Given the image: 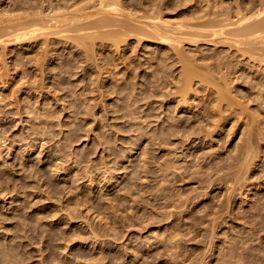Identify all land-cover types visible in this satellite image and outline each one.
<instances>
[{"label": "rangeland", "instance_id": "rangeland-1", "mask_svg": "<svg viewBox=\"0 0 264 264\" xmlns=\"http://www.w3.org/2000/svg\"><path fill=\"white\" fill-rule=\"evenodd\" d=\"M134 1L191 24L243 0ZM132 25L117 45L116 27L83 31L115 38L88 39L90 56L67 39L44 66V37L0 44V264H264V61Z\"/></svg>", "mask_w": 264, "mask_h": 264}, {"label": "bare ground", "instance_id": "bare-ground-1", "mask_svg": "<svg viewBox=\"0 0 264 264\" xmlns=\"http://www.w3.org/2000/svg\"><path fill=\"white\" fill-rule=\"evenodd\" d=\"M83 1L82 0H9V1L0 0V44L3 47V49L5 47L4 53H2V51H1V53L3 54L2 56H4V57L8 56V53L5 51L9 50L8 46L10 44H12V43L21 44L22 42L24 44V42L28 41V40H29V42L31 41L30 44H29V42L27 43L28 44L27 46H29V47H31V46L34 47V44H35V46H37L38 44L40 46H41V44L43 45V49L39 46V48H41L43 51L41 50V52H39L38 51L39 49L37 50V52H39V54L43 53L44 57L46 55V58L43 57L42 61L44 59H47L48 54L51 55V52H53V53L55 52V54H53V55H56L58 52L60 53V49L62 50V48H61L62 46L70 47V44L67 45L68 44L67 39L71 40V42L73 41V43H75V41H76L79 44V46H78V44L76 43V45H77L76 47L79 48L81 45V49H83L82 45H85V43L88 42L89 40H91V41L98 40L99 41L101 38H104V39H101V41H104L107 39L110 40L111 38H115V35L117 34L119 37L118 40L116 41V38L112 39V41L114 40L116 42V45H117L118 44L117 42L122 43V40H120L121 38L123 39V37H125L128 33L131 34L132 31L138 32L137 34L144 33V30H139V29L136 30V27H134L132 25L133 22H138L140 25L144 24V25H142V27H144L146 25L145 26L146 28L148 27V28H151L153 31H155L156 35L158 37L160 36L159 39H162V40L164 39L165 41L170 40L171 42L175 41V42H177L178 45H180L183 42H190V43L196 44V42L199 43V41H204V42H209V43L210 42L211 43H217L218 38L221 39L220 37H222L223 43H226L229 46V48H226L228 51H230V47H236L238 50L237 53H239V54H236V56H237L236 57L235 53L233 51L228 52L226 50V52L229 53L228 58L232 57L229 59V62L231 59L234 60V58H233L234 56H235V59H237L239 57L247 56V58L249 60V64L252 67H256L255 61H257V60L264 61V0H261L259 2V5H256V6H258L257 8L255 6V4H257V2L255 0H243L236 5L235 12L227 11V12L223 13L224 10L219 11V12H214V13H211L210 16L208 17V19L205 21L192 22L193 26L191 25L192 23L189 24L186 21L180 22V20H178L179 22H177V21L176 22H173V21L169 22V20L168 21L165 20L162 17L163 15H161V13L159 11L160 9H158V11L160 13L158 15L155 14V12L158 13L157 10H155V12H153V10L149 9V11L151 10L155 15L152 13L150 14V12L148 10L144 9L145 6H142L144 3L142 5H139V6L143 7L140 9H143L145 11V13H139L140 11L138 12V10H137L139 8V6L136 3L137 1L135 2L134 0H131V1L130 0L129 1H125V0H88L87 2H83ZM154 3L156 4V7H157L158 3H156V2H153L151 5H154ZM136 7H137V9H135ZM148 8L149 7H147V9ZM209 13H210L209 11L206 12V14H209ZM93 18H95V20ZM131 21H132V23H131ZM106 26H110L111 28L112 27L113 28L111 29V28L106 27ZM194 26L199 27L201 29V32H199V33L196 32V33H198L197 34L198 36L194 35L195 32L193 33V31L188 32L189 30H192L193 28H195ZM104 27L109 28L111 31L109 29L108 30L111 33H113V31L115 30V27H116L117 30H115V31H117V33L115 32V35L114 34H113L114 36L112 35L113 37L111 35L108 36V32H109L108 30H106V33H107L106 35H105L104 31H102L104 33V34H102V32H99V30L101 31V28L103 29ZM90 28H92L93 30H94V28L99 29V30H96L97 33L98 34L100 33L104 36H102V35L98 36V34L95 33L96 31H93L94 33H92V32L81 33V32L86 31V30H91ZM151 29H149V30L151 32H153ZM138 30L140 31V33ZM136 32H134V33H136ZM155 32H154V34H155ZM191 32H192V35L190 34ZM111 33H109V34H111ZM55 35L56 36L59 35L58 36L59 38L56 37ZM117 35H116V37H117ZM140 35H142V34H140ZM106 36L108 37L107 39H105ZM120 36H122V37H120ZM127 36H129V35H127ZM43 37H44V39H42ZM99 37H101V38H99ZM40 38L43 40V43H41V44H40V42H42V40L40 41ZM96 38H98V39H96ZM114 41H113V43L115 44ZM91 43H92V45H91ZM91 43L89 45L90 46L94 45V46L89 47L86 44L89 48L87 50L83 49L85 51L84 53H86L89 49L94 48L98 45V44H94V42H91ZM217 44H220V43H217ZM73 46H75V44ZM7 47H8V49L6 50ZM22 47H24V46H22ZM76 47H75V49H76ZM24 48L27 49V51L30 50L26 47H24ZM37 48H38V46H37ZM84 48H85V46H84ZM31 49L33 51L35 50L33 48H31ZM63 49H65V48H63ZM71 49H69V51ZM73 49H74V47H73ZM73 49L71 51L74 52ZM176 49H177V47H175V51H176ZM83 50H81V52ZM49 51H51V52L48 53ZM224 51H225V49H224ZM23 52H25V51H23ZM23 52H20L19 54H23ZM176 52H178L177 54L179 57H182L181 58L182 60L184 58L189 59V58L185 57L186 55L184 52L183 53L185 56H183V54H181V55L179 54L181 52L180 49H178ZM193 52L195 53V51H193ZM1 53H0V57L3 58L1 56ZM5 53H7V56L5 55ZM82 53H81V55H82ZM168 53L169 52H167V54ZM173 53L174 52H172V54ZM211 53L209 54L210 57L212 56ZM214 53H215V51L213 52V54ZM26 54H27V52H26ZM30 54H32V53H30ZM39 54H37V55H39ZM62 54H63V52H62ZM189 54H191V53H189ZM189 54L187 55V57H190L193 55V54H191V55H189ZM217 54L219 56V53H217ZM25 55H23V59L27 58ZM57 55H59V54H57ZM66 55L65 56L62 55V56L66 57L67 59H65L61 56L63 61L68 60L66 65H63L64 63L61 61V63H63L62 65L65 66V67H62V70H63V68L65 69L67 65H70L68 62L71 61V60L69 61V59L72 56H69L70 55L69 54V55H67V56H69V58H68ZM169 55H171V54H169ZM175 55L176 54H174L173 56L171 55L172 58L175 57V59H176ZM195 55H193V56H195ZM214 55L216 56V53ZM214 55L212 57L216 58L217 56L214 57ZM16 56H18V55H16ZM27 56H29V55H27ZM83 56L85 57V55H83ZM83 56H81V57H83ZM86 56H90V55L87 54ZM19 57L22 59L21 56H19ZM57 57H59V56H57ZM79 57H80V55H79ZM28 58H30V57H28ZM32 58H31V60H32ZM36 58H37V56H36ZM193 58H196V57H193ZM208 58H209V56H208ZM226 58H227V56H226ZM226 58H223V59H226ZM8 59H9V57H8ZM38 59H39V57H38ZM75 59H77V58H75ZM185 59L183 60L184 62L186 61L187 64L189 62V64L193 65L197 58L192 60V61H194L193 63H191L192 57L190 59L191 62L188 60H185ZM3 60H4V58H3ZM3 60H2V62H3ZM18 60H20V59L18 58ZM179 60H180V58H179ZM182 60H180V61H182ZM4 61H6V59ZM40 61H41V58H40ZM42 61H41L42 64L43 63L46 64V61L45 62L44 61L42 62ZM58 61H59V59H58ZM222 61H223V63H225L224 60H222ZM239 61H240V59H239ZM26 62H29V60L26 59ZM37 62L39 64V61H37ZM219 62H220V60H219ZM234 62H236V61H233V64H234ZM245 62L248 63V61H245ZM223 63H221L222 64L221 67L226 66L225 64H227L228 62L225 63L224 65H223ZM239 63L238 62L235 63V66H237L236 64H239ZM242 63H243V61L241 60V65H243ZM75 64H77V63L75 62ZM75 64H73L74 66L73 65H70V66H73V67L77 66ZM185 64H184V66H185ZM189 64H188V66H189ZM230 64H232V62ZM7 65H8V63H7ZM7 65H6V62L5 63L3 62L4 71L5 70L7 71V69H9V67H7ZM39 65H40V67H42L41 64H39ZM202 65L204 67L205 64L203 63ZM210 65L206 66V67L212 68V66H210ZM244 65H245V63H244ZM5 66L7 68H5ZM43 66H44V64H43ZM215 66H219V65L217 64ZM235 66H234V68H235ZM69 67L66 69L71 70L72 67L71 68H69ZM190 67L191 68H189V69H192V71H190V70L188 71L187 65H186V67L182 68L185 70L187 69L186 71H188V73L187 72L184 73L185 77L188 75L186 77L187 82H188V80L191 81L192 78H190V77H193L195 75V73L194 74L191 73L195 70V69H193L194 67L193 68H192V66H190ZM57 68H59V67H56L55 71ZM210 68H207L208 71L210 70ZM216 68H218V67H215V69ZM226 68L230 69L229 70L230 72L228 71V74L232 72L231 71V65L227 64ZM245 68H247V66ZM245 68H244V70H245ZM53 69H51L50 71L52 72ZM215 69H211V71L215 70ZM219 69H222V70L217 72L216 70H219ZM219 69L215 70L217 74L221 73L223 71V67L219 68ZM228 69H226V70H228ZM44 70H43V72H45ZM65 70H63V71L60 70V71H61V73L62 72L66 73ZM50 71H47V72H50ZM79 71H77V73ZM211 71H209V72H211ZM225 72H227V71H225ZM234 72H235V70H234ZM53 73L54 72H52L51 74H53ZM67 73L70 74L68 71H67ZM67 73H66V75H68ZM213 73H214V71H213ZM54 74H55V76L58 75L60 77V74H58V73L56 74V72ZM54 74H53V76H54ZM191 74H193V75H191ZM225 74L226 73H223L222 75H225ZM234 74H232V75H234ZM257 74H259V73H257ZM260 74L258 75V78H259ZM46 75H47V73H46ZM225 76H228V75H225ZM236 76H238V75H236ZM59 77H58V79H59ZM185 77H183V83H185V86L182 88L183 90H185L184 89L185 87L189 86V88H190V86H191L190 81H189L190 84L186 85L188 83H186V81L184 80ZM215 77H217V76L215 75ZM222 77L220 75L221 79H222ZM224 77L222 80L225 81V83H224V81H223V83L225 84V86H227L226 85L227 84L226 78H228V77H226V78H224ZM262 77H263V74H262ZM62 78H63V75H62ZM64 78L62 80L66 79V78L65 79ZM206 78H208V77H206ZM217 78H219V77H217ZM233 78H232V80H233ZM253 79H255V78H253ZM59 80H61V78ZM256 80H260V79H255V81ZM233 81L235 82V80H233ZM252 81L254 84L255 81L254 80H252ZM263 81H264V79H263ZM231 83H232V81H231ZM258 83H259V81H258ZM256 84L257 83H255V86H256ZM258 85H260V84H258ZM261 85L264 86V83ZM258 87H260V86H258ZM233 88L236 90V88L234 86H233ZM238 93H239V91H238ZM182 94H183V92H182ZM186 95H187V93H186V91H184V96H186ZM236 95H237V93H236ZM222 96H225V94L221 95L219 97V99ZM238 96H241V95L238 94ZM225 97H222L219 101H222V103H223V101L226 100ZM220 105H222V104H220Z\"/></svg>", "mask_w": 264, "mask_h": 264}]
</instances>
